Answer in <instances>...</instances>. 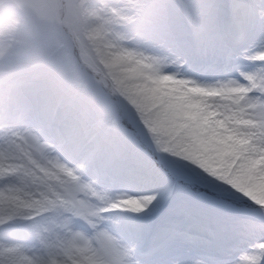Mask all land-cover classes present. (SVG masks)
I'll return each mask as SVG.
<instances>
[{
  "label": "clouds",
  "instance_id": "clouds-1",
  "mask_svg": "<svg viewBox=\"0 0 264 264\" xmlns=\"http://www.w3.org/2000/svg\"><path fill=\"white\" fill-rule=\"evenodd\" d=\"M188 2L212 11L199 32L177 0H0V264H167L128 237L89 159L113 120L233 180L219 231L230 242L243 214L248 250L264 243V0H243L242 28L237 0Z\"/></svg>",
  "mask_w": 264,
  "mask_h": 264
},
{
  "label": "snow or ice",
  "instance_id": "snow-or-ice-1",
  "mask_svg": "<svg viewBox=\"0 0 264 264\" xmlns=\"http://www.w3.org/2000/svg\"><path fill=\"white\" fill-rule=\"evenodd\" d=\"M176 10L196 32L201 18L212 14L188 0H177ZM246 11L243 0H237L233 15L239 28ZM88 156L102 179L119 192L113 210L127 213L121 226L144 254L164 253L167 264H264V243L248 250L253 240L261 239L255 235L259 229L253 221L240 214L233 222L230 242L219 231L223 222L219 210L241 207L242 191L233 180L190 159L146 149L122 133L117 120L112 122L111 134L93 139ZM222 163L228 168L235 165L226 158ZM11 219L0 217V224ZM210 248L216 253L208 259ZM119 255H126V250Z\"/></svg>",
  "mask_w": 264,
  "mask_h": 264
}]
</instances>
